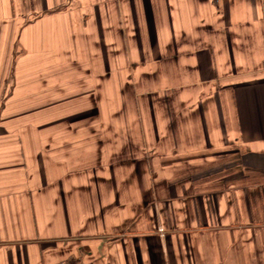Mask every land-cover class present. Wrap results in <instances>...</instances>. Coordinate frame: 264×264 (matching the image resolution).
<instances>
[{
  "label": "crops",
  "instance_id": "crops-1",
  "mask_svg": "<svg viewBox=\"0 0 264 264\" xmlns=\"http://www.w3.org/2000/svg\"><path fill=\"white\" fill-rule=\"evenodd\" d=\"M263 65L264 0H0V264H264Z\"/></svg>",
  "mask_w": 264,
  "mask_h": 264
},
{
  "label": "built area",
  "instance_id": "built-area-1",
  "mask_svg": "<svg viewBox=\"0 0 264 264\" xmlns=\"http://www.w3.org/2000/svg\"><path fill=\"white\" fill-rule=\"evenodd\" d=\"M263 70H264V65H263ZM159 231H160L161 234H164V228L163 227L160 228ZM73 264H79V263H73Z\"/></svg>",
  "mask_w": 264,
  "mask_h": 264
}]
</instances>
